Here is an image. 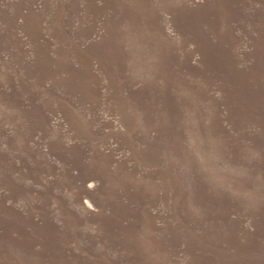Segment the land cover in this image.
<instances>
[{
    "label": "rangeland",
    "instance_id": "rangeland-1",
    "mask_svg": "<svg viewBox=\"0 0 264 264\" xmlns=\"http://www.w3.org/2000/svg\"><path fill=\"white\" fill-rule=\"evenodd\" d=\"M0 264H264V0H0Z\"/></svg>",
    "mask_w": 264,
    "mask_h": 264
}]
</instances>
